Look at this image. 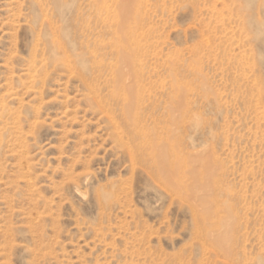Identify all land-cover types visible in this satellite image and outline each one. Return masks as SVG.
I'll return each instance as SVG.
<instances>
[{
  "label": "rangeland",
  "instance_id": "obj_1",
  "mask_svg": "<svg viewBox=\"0 0 264 264\" xmlns=\"http://www.w3.org/2000/svg\"><path fill=\"white\" fill-rule=\"evenodd\" d=\"M0 264H264V0H0Z\"/></svg>",
  "mask_w": 264,
  "mask_h": 264
},
{
  "label": "bare ground",
  "instance_id": "obj_2",
  "mask_svg": "<svg viewBox=\"0 0 264 264\" xmlns=\"http://www.w3.org/2000/svg\"><path fill=\"white\" fill-rule=\"evenodd\" d=\"M151 146V145H150Z\"/></svg>",
  "mask_w": 264,
  "mask_h": 264
}]
</instances>
